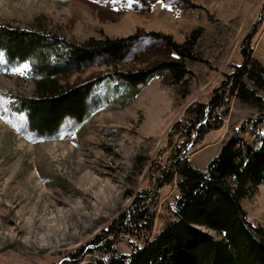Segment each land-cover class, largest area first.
Segmentation results:
<instances>
[{
  "label": "rangeland",
  "instance_id": "374dc122",
  "mask_svg": "<svg viewBox=\"0 0 264 264\" xmlns=\"http://www.w3.org/2000/svg\"><path fill=\"white\" fill-rule=\"evenodd\" d=\"M0 25L54 33L76 44L148 34L183 44L200 31L194 52L199 61L186 63L191 76L185 83L170 88L162 76L154 77L133 101L121 104L118 95L104 100L98 92L88 117L66 121L47 140L30 137L24 118L9 109L13 96H36L29 65H9L0 54V264H64L71 254L87 264L88 245L141 192H157L152 234H158L172 220L178 196L177 179L161 177L183 143L173 130L187 119L188 108L206 104L225 75L242 66L243 41L249 39L251 58L264 67V0H0ZM134 46L119 54L120 62L86 68L64 83L144 70L171 56L160 40ZM228 101L221 129L183 153L198 170L257 113L236 97ZM242 207L249 222L264 229V184ZM119 240L120 253L135 249L133 238ZM172 252L167 248L162 256L176 260Z\"/></svg>",
  "mask_w": 264,
  "mask_h": 264
},
{
  "label": "trees",
  "instance_id": "16d2710c",
  "mask_svg": "<svg viewBox=\"0 0 264 264\" xmlns=\"http://www.w3.org/2000/svg\"><path fill=\"white\" fill-rule=\"evenodd\" d=\"M199 38L200 31H194L183 44L154 34L76 44L54 33L0 25V54L9 65H29L36 80V96H13L9 109L24 118L30 137L51 139L66 121L88 117L98 92L104 100L118 95L121 104L133 101L154 77L162 76L163 84L170 88L185 83L191 76L186 63L199 61L194 54ZM155 40H160L171 56L152 67L120 76L105 75L76 86L63 81L86 68L120 62L137 42ZM240 51L242 66L225 75L206 104L188 108L187 119L173 130L183 143L173 149L161 175L177 179L172 220L153 235L157 192L138 193L103 237L88 245L87 264H264V229L252 225L242 207L243 201L264 184V67L251 58L249 39L242 42ZM110 85L112 89H108ZM229 97H236L257 113L222 144L205 170H198L183 153L190 144L196 146L206 135L221 129ZM157 184V188L163 184L161 178ZM125 235L135 240L130 254L116 249V242ZM167 248L172 255L176 253V260L162 256ZM77 255L71 254L64 264H82Z\"/></svg>",
  "mask_w": 264,
  "mask_h": 264
},
{
  "label": "snow or ice",
  "instance_id": "6c2138e0",
  "mask_svg": "<svg viewBox=\"0 0 264 264\" xmlns=\"http://www.w3.org/2000/svg\"><path fill=\"white\" fill-rule=\"evenodd\" d=\"M20 71V70H17ZM21 75H23V72H20ZM5 102L3 101V98H0V106H2ZM4 111H7V109H4Z\"/></svg>",
  "mask_w": 264,
  "mask_h": 264
}]
</instances>
